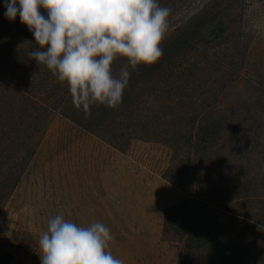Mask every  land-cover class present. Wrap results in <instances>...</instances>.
<instances>
[{"label":"trees","instance_id":"1","mask_svg":"<svg viewBox=\"0 0 264 264\" xmlns=\"http://www.w3.org/2000/svg\"><path fill=\"white\" fill-rule=\"evenodd\" d=\"M184 1L159 3L170 9V17ZM241 1L218 0V91L205 80L212 69L210 60L217 58L208 56L206 49L198 56L192 51L197 42L190 37L193 28L189 21L164 36L159 45L163 54L156 62L129 69L128 84L118 106L93 104L85 115L73 107L65 83L28 59L27 53L37 47L33 37L18 17L12 21L5 18L4 0H0V210L34 154L44 128L57 114L120 152L132 141L160 144L171 151L163 177L190 197L166 207L162 215L161 233L175 248L177 264H264V242L253 246L244 231H239L253 229L264 239V232L256 229L260 222L243 210L215 205L209 194L213 183L208 181V173L214 166L210 154L215 148L218 147V167L224 172L228 168L221 158L227 147L237 154L235 171L243 169L239 176L244 182V161L249 155H260L263 158L258 161L264 165V132L258 134L262 126H255L252 134L242 131L249 119L256 123L262 118L264 94H258L261 101L257 96L246 98L241 105L224 100L226 88L236 81L245 64L244 56L238 54V35L231 27L236 26L240 16L236 12ZM215 31L211 27L207 33L215 36ZM215 41L209 43L216 47ZM124 63L120 57L113 61V75ZM260 147L261 154L253 152ZM220 178L218 185L222 187L224 179ZM239 186L238 182L234 185ZM232 201L264 215V196L253 201H248V196H238ZM255 201L258 206L253 205ZM225 220L239 227L233 238L223 232ZM13 259V254L0 246V264H11Z\"/></svg>","mask_w":264,"mask_h":264},{"label":"rangeland","instance_id":"2","mask_svg":"<svg viewBox=\"0 0 264 264\" xmlns=\"http://www.w3.org/2000/svg\"><path fill=\"white\" fill-rule=\"evenodd\" d=\"M237 13L240 16L236 26L231 27L238 35V54L244 56L245 64L236 81L226 88L224 100L241 105L246 98L257 96L261 101L258 94H264V0H242ZM189 21L193 28L190 37L197 42L192 51L197 55L206 49L208 56L217 58L210 60L212 69L205 80L212 90L218 91V0H185L168 17L165 35ZM211 27H215V36L207 33ZM213 39L216 47L209 43ZM241 109L245 111L244 106ZM259 124L261 136L264 113L256 123L249 119L245 123L249 128L244 126L242 131L252 134ZM39 139L0 210V246L13 254L11 264H39L38 239L46 230L47 221L58 214L81 226L96 221L107 226L112 236L107 250L123 264H177L175 248L161 233L162 215L166 207L190 197L163 177L172 155L167 147L132 141L120 152L57 114H53ZM262 149L253 152L261 154ZM210 156L214 166L209 168L208 181L213 183L209 190L213 203L227 210H243L256 222L264 223V215L232 201L238 196H248V201L264 196V165L258 161L263 157L249 155L244 161V182L239 176L243 169L235 171L237 154L232 149L227 147L221 158L227 172L218 167V147ZM219 174L224 179L222 187L218 185ZM237 182L241 187H234ZM253 205L258 206L256 201ZM225 221L223 232L233 238L239 227L231 220ZM240 230L251 245L264 242L259 232Z\"/></svg>","mask_w":264,"mask_h":264},{"label":"clouds","instance_id":"3","mask_svg":"<svg viewBox=\"0 0 264 264\" xmlns=\"http://www.w3.org/2000/svg\"><path fill=\"white\" fill-rule=\"evenodd\" d=\"M3 7L5 18L18 17L33 37L28 59L65 83L85 115L93 104L118 106L129 69L162 56L170 14L159 0H4ZM117 57L126 63L113 75ZM256 229L264 232V223ZM111 239L99 221L81 226L55 215L38 239L39 264H123L107 250Z\"/></svg>","mask_w":264,"mask_h":264}]
</instances>
